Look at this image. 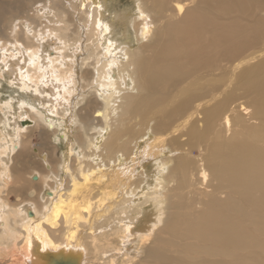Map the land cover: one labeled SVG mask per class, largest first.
I'll return each instance as SVG.
<instances>
[{"label":"bare ground","instance_id":"6f19581e","mask_svg":"<svg viewBox=\"0 0 264 264\" xmlns=\"http://www.w3.org/2000/svg\"><path fill=\"white\" fill-rule=\"evenodd\" d=\"M131 1L0 0V264H264V0Z\"/></svg>","mask_w":264,"mask_h":264},{"label":"rangeland","instance_id":"374dc122","mask_svg":"<svg viewBox=\"0 0 264 264\" xmlns=\"http://www.w3.org/2000/svg\"><path fill=\"white\" fill-rule=\"evenodd\" d=\"M113 1L114 2L112 4H114V5H113V7H111V9L112 8L116 9L117 7L125 8V7L132 5L131 0H113ZM190 1L191 0H189V1L186 0L185 3L188 4ZM213 2H214V0H208V4L210 7L213 6ZM262 7H264V4ZM262 7L260 8L259 11L255 12L253 14L247 15V16H245V18H243L241 16V18L237 19V20H239V21L242 20L246 24H252L254 22L255 16H257L259 19L264 20V8H262ZM113 9L111 11H113ZM239 10L240 9H236L235 11L231 10V16L232 17L236 16L235 18H239L240 16H237V15H240L238 13ZM257 39L258 40L254 43V46L249 47V49H247L242 54V57L239 59V61L237 63V66H239V68L242 67L246 63L252 62L253 60L258 61L257 59L264 56V29L258 32ZM29 95H32V93L24 91L23 89L19 88V86H17L16 84H10V82L8 80H4V79L0 80V102L1 103L11 101V102H13L14 107H16L17 101L19 102L20 100H22V98H24L27 102V105L37 106V104H33V102L31 101V97H29ZM29 101L31 104L29 103ZM49 104L50 103L46 104V106H45L47 108V110H51ZM41 110H43V109L41 108ZM45 114L47 116V119L51 117L50 119L53 118L52 119L53 121L56 120L54 122L55 123L54 126L51 127V124H49L50 126L47 127L48 128L47 130L49 132H51L52 129L58 130V132L56 134L49 136V141H48V142H51L56 147L55 151H56L57 157L56 156L55 157L60 158V156L65 155V157L70 158L71 155L69 154L68 150H69L71 143L74 141V134H75V129L73 128L74 124L71 122V118L69 116L62 118L60 115H57V113L51 114L49 112H45ZM68 119H70V120H68ZM135 128H137V126ZM63 133H67V135H68L67 138L61 137V135ZM39 137L40 136L38 135V133L34 132L33 144H34L35 148L39 147V141H40ZM43 152H41L42 156L46 157L47 151L43 150ZM144 164L147 165L146 171L149 172V166H148L149 163L148 164L144 163ZM139 169H140V167H139ZM13 198H15V197H13ZM149 207H151V206L149 204H147L146 208H149Z\"/></svg>","mask_w":264,"mask_h":264},{"label":"water","instance_id":"95a60500","mask_svg":"<svg viewBox=\"0 0 264 264\" xmlns=\"http://www.w3.org/2000/svg\"><path fill=\"white\" fill-rule=\"evenodd\" d=\"M21 123H24V122L22 121ZM47 260H48L47 262H49L50 264H76V259H73L70 256L64 259V258H57V256L55 255L54 257H51Z\"/></svg>","mask_w":264,"mask_h":264}]
</instances>
